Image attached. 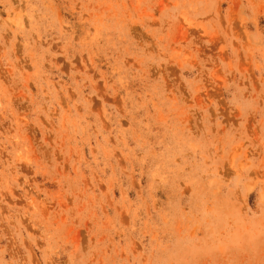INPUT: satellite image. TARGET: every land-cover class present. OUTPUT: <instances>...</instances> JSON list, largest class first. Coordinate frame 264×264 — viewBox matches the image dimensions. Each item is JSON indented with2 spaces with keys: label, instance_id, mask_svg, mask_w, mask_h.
Instances as JSON below:
<instances>
[{
  "label": "rangeland",
  "instance_id": "rangeland-1",
  "mask_svg": "<svg viewBox=\"0 0 264 264\" xmlns=\"http://www.w3.org/2000/svg\"><path fill=\"white\" fill-rule=\"evenodd\" d=\"M0 264H264V0H0Z\"/></svg>",
  "mask_w": 264,
  "mask_h": 264
}]
</instances>
